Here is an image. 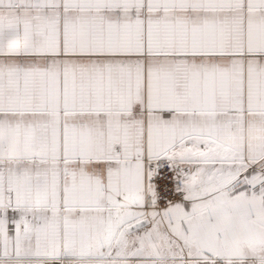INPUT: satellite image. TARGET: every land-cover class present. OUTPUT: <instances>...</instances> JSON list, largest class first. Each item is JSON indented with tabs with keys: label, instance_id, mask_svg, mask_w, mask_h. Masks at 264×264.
Segmentation results:
<instances>
[{
	"label": "snow or ice",
	"instance_id": "6c2138e0",
	"mask_svg": "<svg viewBox=\"0 0 264 264\" xmlns=\"http://www.w3.org/2000/svg\"><path fill=\"white\" fill-rule=\"evenodd\" d=\"M0 264H264V0H0Z\"/></svg>",
	"mask_w": 264,
	"mask_h": 264
}]
</instances>
